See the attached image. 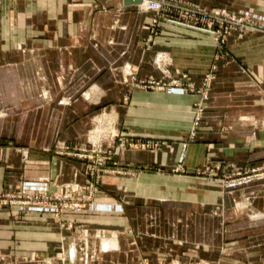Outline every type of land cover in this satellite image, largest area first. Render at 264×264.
<instances>
[{
    "label": "crops",
    "instance_id": "obj_1",
    "mask_svg": "<svg viewBox=\"0 0 264 264\" xmlns=\"http://www.w3.org/2000/svg\"><path fill=\"white\" fill-rule=\"evenodd\" d=\"M188 1L264 18V0ZM153 15L142 0H1L0 107L21 113L0 121L33 129L23 144L0 131V193L59 197L88 182L86 164L55 144L86 140L100 107L113 134L151 147L123 148L120 165L150 169L105 174L82 209L0 207V264H264V178L223 177L264 163V34L233 32L220 49L214 33L169 16L154 33ZM182 74L197 91L135 85ZM52 250L64 257L44 261Z\"/></svg>",
    "mask_w": 264,
    "mask_h": 264
},
{
    "label": "built area",
    "instance_id": "obj_2",
    "mask_svg": "<svg viewBox=\"0 0 264 264\" xmlns=\"http://www.w3.org/2000/svg\"><path fill=\"white\" fill-rule=\"evenodd\" d=\"M144 8L154 13L150 27L154 33L157 32L159 21L164 16L177 18L190 24L201 26L202 28L212 32L216 36L220 49L227 43V38L231 33L237 32L238 35L243 36L247 32H261L264 34V18H253L246 14H238L226 8L219 7L209 9L201 7L195 3L185 0H142ZM0 24H1V0H0ZM215 68V67H213ZM214 79L213 73L204 75L201 90L202 99L205 100L209 96V90ZM185 80V82L183 81ZM142 87H152L158 89L180 88L184 91L195 92L198 90L195 83L190 81L188 74H182L180 78L172 79L167 83H161L155 80H140L139 84ZM167 87V88H166ZM202 102V101H201ZM198 108L195 118V127H197L201 120V114L204 107L198 103L195 104ZM114 136L119 135L115 134ZM122 142L114 150L101 151L100 146L94 145L91 150L90 158L92 160V168H100L106 163V160H112L114 155L123 149L125 143L128 142L125 138H119ZM125 144V145H124ZM68 148V147H66ZM80 156V153L77 154ZM96 156V157H95ZM89 157V156H88ZM236 180L247 181L252 179L264 178V163L259 165H252L242 169L236 170ZM98 179V177H97ZM99 180H89L91 192L96 190V185ZM82 187V186H81ZM83 189V187H82ZM80 191V186H69L64 188L63 195L55 196L46 193L43 188H28L24 187V194L9 196L11 203H16L22 206H39L42 208H53L55 213H58L60 208L82 209L86 203L91 201L93 193H89L88 197L80 196L76 192ZM20 198L19 200H16ZM0 202H3L0 200ZM1 204V203H0ZM138 264H151L147 259L140 261ZM159 264H165L161 261ZM168 264H180L179 261H171Z\"/></svg>",
    "mask_w": 264,
    "mask_h": 264
},
{
    "label": "rangeland",
    "instance_id": "obj_3",
    "mask_svg": "<svg viewBox=\"0 0 264 264\" xmlns=\"http://www.w3.org/2000/svg\"><path fill=\"white\" fill-rule=\"evenodd\" d=\"M185 1H188V0H185ZM191 3H194V2H191ZM206 8H208V7H206ZM213 8H219V7H212L209 9H213ZM199 27H201V26H199ZM137 84H139V81H135V85H137ZM185 92L186 93H192L190 91H185ZM99 110H101V111H99ZM109 112L110 111H109V109H107V107H100V108L95 110V112L91 115V119H92L91 122L92 123L94 122V125L93 126L91 125L90 133H89L90 135L88 136V138L86 140H84L83 142H80V144H77V143L71 144V143H67V142H57L55 144V145H57L58 150H60L61 152L63 151L61 153L62 155L63 154L68 155V156L70 155L72 157L80 159V162L86 164L84 173L88 176L87 180H90V181L93 179L96 181L99 180L97 185H96V190L94 192H91L92 190L90 189V187H89L90 185L87 184V182H85L84 185L80 184V191L76 192V194L78 193V194H80V196H83V197H88L90 192L93 194H96L101 189L102 178L105 174L135 175L140 171L150 169L149 167L146 168V167H143L142 165H138V166L137 165L136 166H132V165L131 166H125V165L122 166V165H120V161H118L116 159V157L119 155L120 152L115 154L112 160H106V163L103 166H101L100 168H92L93 164H92V160L90 158V155H91V150L94 148V145L100 146L101 151H105V150L106 151H109V150L113 151L114 147H117L122 142L119 138H123V137L114 136L115 133L113 134L114 129H112L111 121L109 120ZM19 113H21V111H18L13 107H0V115H5L4 117L18 118L17 115ZM94 119H95V121H94ZM44 125H45L44 122H42V123L38 122L35 129L44 131V129H45ZM29 127L31 129H33L32 124L30 126V122H26V121H24V122L19 121L18 122L17 119H15L13 121H4V122L2 120L0 121V131H2L4 133V135H9L8 133H10L9 136L16 135V133H19V134L21 133L22 138H19L18 142L22 143V144H23V142H26V139H27L26 138L27 136L25 135L24 130H27V131L30 130ZM196 133H197V130L194 129L191 133V137H193V138L196 137V135H197ZM98 136H100V137H98ZM6 140L8 142L12 141V139H8V138H6ZM13 142L15 143L16 141H13ZM125 144H127V145H125ZM125 144H124L125 146L122 148L138 147V148H142V149L143 148L148 149L149 147H151V146H148L149 144L146 142H143V143L139 142L138 143L135 141H130V142H127ZM154 145L157 146L156 143ZM158 146H159V144H158ZM66 147H68V148H66ZM79 153H80V156L77 155ZM236 170L237 169H235L233 171L232 170L226 171L225 174L223 175V177L228 179L231 182H236V178H238L235 174ZM213 173H214L213 176H216V177L221 175L218 170L214 171ZM97 177H98V179H97ZM81 186L83 187V189ZM23 188L24 187L18 189L15 192H1L0 193V200H2L3 202H0L1 203L0 207L16 206V205L19 206V204L11 203L9 196L18 195V194H22V193L24 194ZM93 198L94 197L92 196L91 201L86 203V206L93 203L92 202ZM19 199L20 198H18L16 200H19ZM166 209H170V211H171L173 208L171 206H165V210ZM166 211H168V210H166ZM182 214H184V213L182 212ZM182 216H185V215H182ZM186 217H187V215H186ZM181 218H182V220L187 221V219L185 217H181ZM165 221L167 224V219ZM55 252H56V250L48 251L47 259L44 261H54V257H64L61 254L55 255ZM78 252L80 254V250ZM62 260H63V258H62ZM78 260H80V255L78 256ZM171 261H179V263L182 264V262L179 259L178 260L172 259ZM171 261H164V263L168 264ZM188 264H216V263H213L212 261H205V259L202 257L201 259H198L197 261L189 262Z\"/></svg>",
    "mask_w": 264,
    "mask_h": 264
}]
</instances>
